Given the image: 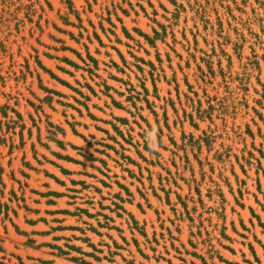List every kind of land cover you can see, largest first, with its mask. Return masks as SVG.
Segmentation results:
<instances>
[{"label":"rangeland","instance_id":"374dc122","mask_svg":"<svg viewBox=\"0 0 264 264\" xmlns=\"http://www.w3.org/2000/svg\"><path fill=\"white\" fill-rule=\"evenodd\" d=\"M0 264H264V0H0Z\"/></svg>","mask_w":264,"mask_h":264}]
</instances>
